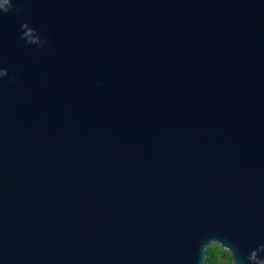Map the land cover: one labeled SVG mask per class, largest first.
<instances>
[{"label":"water","instance_id":"obj_1","mask_svg":"<svg viewBox=\"0 0 264 264\" xmlns=\"http://www.w3.org/2000/svg\"><path fill=\"white\" fill-rule=\"evenodd\" d=\"M264 264V0H0V264Z\"/></svg>","mask_w":264,"mask_h":264},{"label":"trees","instance_id":"obj_2","mask_svg":"<svg viewBox=\"0 0 264 264\" xmlns=\"http://www.w3.org/2000/svg\"><path fill=\"white\" fill-rule=\"evenodd\" d=\"M205 264H232L230 253L221 248L217 243L210 242L206 248Z\"/></svg>","mask_w":264,"mask_h":264},{"label":"rangeland","instance_id":"obj_3","mask_svg":"<svg viewBox=\"0 0 264 264\" xmlns=\"http://www.w3.org/2000/svg\"><path fill=\"white\" fill-rule=\"evenodd\" d=\"M217 259H218V255H217Z\"/></svg>","mask_w":264,"mask_h":264}]
</instances>
